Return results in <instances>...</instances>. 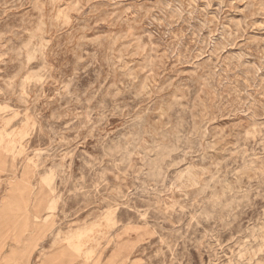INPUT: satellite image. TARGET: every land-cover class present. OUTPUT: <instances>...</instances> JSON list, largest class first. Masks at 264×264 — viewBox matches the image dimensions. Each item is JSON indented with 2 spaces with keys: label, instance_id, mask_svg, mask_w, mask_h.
I'll return each mask as SVG.
<instances>
[{
  "label": "rangeland",
  "instance_id": "rangeland-1",
  "mask_svg": "<svg viewBox=\"0 0 264 264\" xmlns=\"http://www.w3.org/2000/svg\"><path fill=\"white\" fill-rule=\"evenodd\" d=\"M0 264H264V0H0Z\"/></svg>",
  "mask_w": 264,
  "mask_h": 264
}]
</instances>
